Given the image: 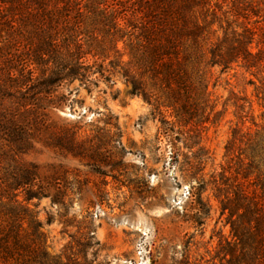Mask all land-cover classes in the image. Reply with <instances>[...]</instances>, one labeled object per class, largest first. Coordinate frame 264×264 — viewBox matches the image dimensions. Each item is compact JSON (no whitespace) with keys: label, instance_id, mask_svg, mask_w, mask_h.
<instances>
[{"label":"rangeland","instance_id":"obj_1","mask_svg":"<svg viewBox=\"0 0 264 264\" xmlns=\"http://www.w3.org/2000/svg\"><path fill=\"white\" fill-rule=\"evenodd\" d=\"M231 1L264 29V0ZM207 75L209 101L182 120L116 73L67 84L58 110L18 115L4 100L0 264H229L223 204L264 196V69Z\"/></svg>","mask_w":264,"mask_h":264},{"label":"trees","instance_id":"obj_2","mask_svg":"<svg viewBox=\"0 0 264 264\" xmlns=\"http://www.w3.org/2000/svg\"><path fill=\"white\" fill-rule=\"evenodd\" d=\"M241 10L231 0H0V128L12 121L4 100L18 115L44 102L58 110L67 84L96 75L109 84L114 73L131 95L190 117L212 95L210 69H264V50H251L256 37L264 47V29ZM242 199L241 211L223 204L238 248L229 264H264V196Z\"/></svg>","mask_w":264,"mask_h":264}]
</instances>
